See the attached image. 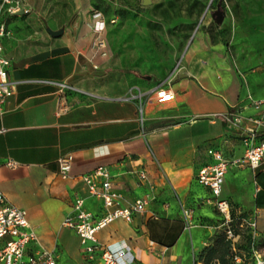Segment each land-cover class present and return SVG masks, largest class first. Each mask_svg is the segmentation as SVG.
I'll return each instance as SVG.
<instances>
[{"label":"crops","instance_id":"obj_1","mask_svg":"<svg viewBox=\"0 0 264 264\" xmlns=\"http://www.w3.org/2000/svg\"><path fill=\"white\" fill-rule=\"evenodd\" d=\"M88 8L86 0L75 2V15L59 28L63 33L39 34L43 46L36 51L2 39L3 53L11 60L8 77L14 91L0 106V194L26 210L40 245L57 255V264H100L98 255L87 262L80 242L78 247L71 244L73 237L79 241L75 231L62 225L78 197L95 219L104 213L101 201L88 195L81 176L105 166L114 190L123 196L121 204L126 205L148 192L137 173L144 170L155 199L130 221L117 219L98 230V241L110 246L125 242L134 264H220L215 257L206 262L202 255L224 222L208 205L197 207L208 189L193 178V162L199 150L206 159L198 169L212 162L209 149L221 151L229 161L243 156L226 155L219 146L205 150L202 146L209 139L221 142V136H234L232 130L224 137L219 125H228L223 115L231 106L245 104L248 94L264 99V82L253 92L250 83L243 84L230 71L212 68L197 50L192 64L170 85L143 81L137 70L114 67L108 48L107 57H96L99 68L94 70L87 61L94 37ZM95 25L104 29V22ZM54 82L72 87L66 92V110L58 111ZM163 89L173 97L157 101L154 93ZM140 104L145 127L139 122ZM241 112L256 116L251 107ZM260 131L264 135V128ZM227 143L228 148L235 145L231 139ZM234 149L233 154L244 153L242 143ZM66 153L72 154V163L69 177L63 179L58 159ZM252 170L247 165L228 166L221 198L229 206L238 205L230 215L241 219L240 226L249 228L247 222L253 219L258 235L264 234V186L250 182ZM258 171L264 172V166ZM182 208L191 212L190 227ZM226 260L237 264L229 255Z\"/></svg>","mask_w":264,"mask_h":264},{"label":"rangeland","instance_id":"obj_2","mask_svg":"<svg viewBox=\"0 0 264 264\" xmlns=\"http://www.w3.org/2000/svg\"><path fill=\"white\" fill-rule=\"evenodd\" d=\"M0 0V22L8 32L4 43H20L23 50L36 51L42 48L39 34H48L47 28L66 27L75 15L78 0H22L28 13H8L7 4ZM89 17L93 11L101 13L104 22L103 36L114 67L137 70L143 81H153L160 85L181 62L185 67L178 72L179 77L192 64V53L207 58L212 68L230 71L243 84L249 83L255 89L264 82V0H151L144 6L142 0H86ZM220 7L223 20L217 24L211 12ZM182 65V66H183ZM149 79H148V78ZM250 88V87H249ZM159 101V96L154 93ZM146 97L142 99L145 100ZM145 118V115H144ZM191 120H189L190 122ZM147 120L144 119V127ZM188 123V122H187ZM224 122L220 128L232 132ZM205 141L207 146H219L229 156H241L243 152L232 153L241 144V135ZM236 135V136H235ZM231 139L235 145L227 146ZM193 162V175L206 159L199 150ZM250 182L264 186V172L252 170ZM253 203V202H252ZM208 205L224 222L222 230L214 234V239L224 233L230 241V261L237 264H254L264 260V234L251 239L250 229L241 219H225L214 204V199L205 190V196L197 201V207ZM238 205L231 203L230 213L237 212ZM233 234L227 237V231ZM257 232V230H256ZM258 233V232H257ZM74 247L79 246L77 237L71 239ZM233 244V245H232Z\"/></svg>","mask_w":264,"mask_h":264},{"label":"built area","instance_id":"obj_3","mask_svg":"<svg viewBox=\"0 0 264 264\" xmlns=\"http://www.w3.org/2000/svg\"><path fill=\"white\" fill-rule=\"evenodd\" d=\"M7 4L8 13L21 12L26 14L28 9L22 5V0H3L2 4ZM103 17L100 12L93 11L90 28L94 37L90 45L87 61L96 70L99 65L96 57H107V42L103 36V27H97L96 23H102ZM8 32L2 22H0V106L11 96L14 91V82L9 80L8 72L11 60L4 55L2 39ZM184 67L181 61L177 63L176 69L170 72L169 76L160 85H170L178 76V72ZM58 87L59 110L68 108L66 104V92L72 87L65 82H54ZM164 90V89H163ZM164 94L159 96V100L165 101L173 97L170 90H164ZM249 107L256 111V116L242 115V110ZM139 122L141 127L144 122L143 105L138 108ZM224 118L230 129L238 131L241 135V143L244 153L241 158L227 160L221 151L209 149L208 155L212 162L201 166L196 179L199 184L206 187L214 199L217 211L226 220L230 216V206L227 200L221 198L224 175L228 166H249L255 170L264 166V135L260 128H264V99H255L250 94L246 97V103L231 106L225 113ZM249 124V125H248ZM149 153L154 157L152 150L148 147ZM72 163V154L66 153L58 159V174L61 178L69 177ZM10 166H16L13 161L7 162ZM139 179L147 186L148 192L131 203L122 205L123 196L117 193L112 184V177L105 166H98L90 174L81 176L89 196L101 201L104 213L97 219L84 208V199L75 198L72 204V213L65 217L62 222L64 227L73 229L79 238L83 253L87 262L95 260L98 255L100 264H134V256L130 248L121 241L115 246L104 245L96 237L98 230L106 227L114 220L121 219L130 221L132 216L143 212L147 205L155 199L154 186L144 170L137 172ZM182 215L187 226L192 225V215L188 209L182 208ZM251 239L256 237V223L253 219L248 220ZM8 238L4 240V238ZM227 237L232 238L233 234L227 231ZM0 264H57V255L40 245L37 234L32 230L27 212L25 209L6 202L0 194ZM254 264H264V260H257Z\"/></svg>","mask_w":264,"mask_h":264},{"label":"trees","instance_id":"obj_4","mask_svg":"<svg viewBox=\"0 0 264 264\" xmlns=\"http://www.w3.org/2000/svg\"><path fill=\"white\" fill-rule=\"evenodd\" d=\"M229 247L230 241L226 240L225 234L222 232L216 236L211 246L203 250L202 255H204L206 262L215 257L219 260L220 264H226V256L230 254Z\"/></svg>","mask_w":264,"mask_h":264},{"label":"water","instance_id":"obj_5","mask_svg":"<svg viewBox=\"0 0 264 264\" xmlns=\"http://www.w3.org/2000/svg\"><path fill=\"white\" fill-rule=\"evenodd\" d=\"M150 2H151V0H142V4L144 6L149 5ZM19 13L22 14V11ZM211 16L217 24H220L223 20L224 13L220 7H217L216 10L211 12ZM47 31L53 37H57L63 33V29H59V30L48 29Z\"/></svg>","mask_w":264,"mask_h":264},{"label":"bare ground","instance_id":"obj_6","mask_svg":"<svg viewBox=\"0 0 264 264\" xmlns=\"http://www.w3.org/2000/svg\"><path fill=\"white\" fill-rule=\"evenodd\" d=\"M160 91L162 92L161 95H159ZM164 93H165L164 90H159V91L157 92V95H158V96H162Z\"/></svg>","mask_w":264,"mask_h":264}]
</instances>
